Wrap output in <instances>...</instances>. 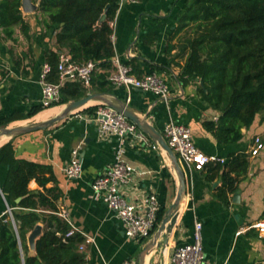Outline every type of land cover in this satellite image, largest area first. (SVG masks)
<instances>
[{
    "label": "crops",
    "instance_id": "obj_1",
    "mask_svg": "<svg viewBox=\"0 0 264 264\" xmlns=\"http://www.w3.org/2000/svg\"><path fill=\"white\" fill-rule=\"evenodd\" d=\"M186 0H138L124 1L116 10L115 26L111 40L115 55L125 63L135 65L136 75L151 71L161 74L169 85L167 99L136 88L126 89L111 85L107 92L114 99L125 102L162 133L164 124L173 120L187 125L194 144L205 154L223 157L232 154H248L247 172L240 178L235 192L228 195V203L215 195L221 181L207 179L206 169H189L182 164L186 179V193L181 200L175 224L167 242L155 247L145 264H170L171 254L178 245L191 241L194 222L202 223V249L204 258L214 264H264V233L254 225L263 220L264 210V115L258 113L248 128H242V138L235 143L221 144L203 122L216 121L220 112L213 109L201 97L196 75H182L187 52L179 48L181 31L176 33L179 16ZM37 4L36 2H32ZM22 11V9H21ZM29 24L25 35L15 26L13 38H4L0 28V112L27 114L40 105L41 90L38 83L46 52L68 53L55 42L54 32L46 30L42 16L36 8L22 11ZM90 92V91H89ZM61 105L44 108L36 114L16 119L6 126L24 125L35 120H45L58 113ZM53 109L46 118L44 110ZM90 114L78 111L52 126L26 134L0 136V146L12 140L15 156L52 167L61 195L57 208H65L74 226L84 238V254L87 264H121L125 258L137 263V255L143 240L129 239L122 223L93 195L91 183L113 161L115 139H99L96 124L88 119ZM259 135L263 148L252 155L249 152L254 136ZM152 141L144 144L128 139L125 159L136 169L124 193L132 200L146 193H154L160 211L169 207L176 195V181L169 160ZM80 146L82 172L77 178H69L64 166L71 158L73 148ZM6 168L0 166V213L5 209V195L1 190ZM49 182L47 186H52ZM31 190L41 189L31 180ZM238 192L237 200H233ZM41 224V223H40ZM28 251L30 249L28 248Z\"/></svg>",
    "mask_w": 264,
    "mask_h": 264
},
{
    "label": "trees",
    "instance_id": "obj_2",
    "mask_svg": "<svg viewBox=\"0 0 264 264\" xmlns=\"http://www.w3.org/2000/svg\"><path fill=\"white\" fill-rule=\"evenodd\" d=\"M33 1L38 3L46 30L54 32L56 44L66 48L73 60H92L102 70L110 67L115 51L108 21L114 18L119 0ZM104 13L105 19L101 20ZM15 26L27 34L29 24L22 15L21 0H0L3 37L13 38ZM188 27L193 35L181 38L179 46L187 52L182 75H196L201 97L220 112L216 121L206 120L204 126L219 143H235L242 138L241 129L250 127L264 109V0H186L175 32ZM58 57L57 51L46 52L51 81H57ZM151 71H155L154 66ZM91 89L111 91L104 71L94 72L89 89L79 81L64 82L59 100L50 107L80 98ZM96 108L94 104L81 111L91 115ZM43 109L39 105L27 114L0 112V126ZM248 165V154L240 152L230 155L223 164L210 162L203 166L207 179L221 181L215 192L217 198L228 203V195L237 190ZM0 166L6 168L1 190L15 221L13 226L10 221L0 220V264H87L84 254L78 251L84 238L78 232L67 235L70 226L56 213L61 191L52 167L17 158L11 139L0 146ZM31 180L41 189H29ZM49 182L53 185L47 186ZM18 197L20 200L15 202ZM162 217L163 211L159 210L154 230ZM37 223L43 225V233L36 240L35 255H29L26 235Z\"/></svg>",
    "mask_w": 264,
    "mask_h": 264
},
{
    "label": "built area",
    "instance_id": "obj_3",
    "mask_svg": "<svg viewBox=\"0 0 264 264\" xmlns=\"http://www.w3.org/2000/svg\"><path fill=\"white\" fill-rule=\"evenodd\" d=\"M124 1L137 2L138 0H119V6ZM108 25L111 29L114 28L115 16L108 21ZM96 71H104L106 79L114 86L148 91L163 99H167L170 94L169 85L161 74L156 71H149L138 76L131 64L122 62L116 55L111 60L110 67L102 70L98 63L92 60L76 61L72 59L69 53H59L56 64L57 81L48 79V74L51 72L49 63L45 62L41 67L38 78L41 90L40 105L43 108H48L56 103L59 100L60 87L66 81H79L85 88L89 89L93 74ZM95 105L97 108L93 114L88 116V119L96 124L98 138L103 140L113 137L115 147L112 163L91 183L93 195L96 199L102 200L122 223L127 238L136 241L145 240L154 230L160 204L154 193H146L137 200L126 197L124 188L131 182L136 169L125 159L124 155L125 144L128 139L144 144L150 143L151 139L122 113L103 103H96ZM162 135L177 155L181 165L183 164L189 169L199 168L210 162L221 164L226 162L223 157L203 153L194 144L191 130L185 124L169 120L164 124ZM152 147L159 146L152 143ZM262 148L263 142L260 136H254L249 146V152L255 155ZM79 149L80 146L72 149L71 158L64 166V173L69 178H77L81 175L82 165ZM11 209L6 204L5 209L0 213V220L10 221L15 226ZM56 213L69 224L70 229L67 235L80 232L72 223L65 208H59ZM254 227L259 233H264V219L257 222ZM201 229L202 223L195 221L191 241L175 247L171 254L170 264H214L204 258ZM91 240V237L85 235L83 241L78 245V249L82 251L85 243ZM121 264H135V262L125 258Z\"/></svg>",
    "mask_w": 264,
    "mask_h": 264
},
{
    "label": "water",
    "instance_id": "obj_4",
    "mask_svg": "<svg viewBox=\"0 0 264 264\" xmlns=\"http://www.w3.org/2000/svg\"><path fill=\"white\" fill-rule=\"evenodd\" d=\"M33 0H21L22 11H31L38 9V3L35 5ZM35 3V2H34ZM107 7L105 8L106 11ZM105 19V13L102 15L101 20ZM90 102L103 103L106 104L116 111L122 113L127 119L133 122L143 133H145L153 143L157 144L165 153L169 160V166L171 172L174 175L176 181V195L173 202L165 210V213L158 223L156 229L151 233V235L145 240L144 245L140 249L137 255L136 264H145L147 257L154 250L155 247L161 245L162 241L167 242L168 234L171 232L181 204V200L186 193V179L184 169L178 160L177 155L167 144L162 133L158 131L149 121L146 119V115L142 116L137 114L132 110L125 102L120 99H114L110 93L107 92H88L86 95L70 100L62 104V109L58 111L54 116L38 121L32 122L24 125H16L12 127L0 126V136L14 137L22 134H26L36 130L46 129L58 121H61L70 115L77 113L83 108L89 106ZM239 193L236 192L233 195V200H237ZM20 198H16L15 202H18ZM43 233V225L37 223L33 229H31L27 235V246L30 249L28 251L29 255H35V243L36 240Z\"/></svg>",
    "mask_w": 264,
    "mask_h": 264
},
{
    "label": "rangeland",
    "instance_id": "obj_5",
    "mask_svg": "<svg viewBox=\"0 0 264 264\" xmlns=\"http://www.w3.org/2000/svg\"><path fill=\"white\" fill-rule=\"evenodd\" d=\"M191 27V26H190ZM190 27H188V28H186V29H184V30H182L181 31V37L183 38L184 36L185 37H188L189 35H193L192 33V30H191V28ZM89 92V91H88ZM90 92H94V91H92V89H91V91ZM94 103L95 102H90V104H88V105H94ZM62 109V106H60V110ZM261 113V115H264V109L260 112ZM54 116V115H53ZM52 117V116H51ZM44 118H46V117H44ZM38 121H41V120H35V121H32V122H38ZM32 122H29V123H32ZM28 124V123H27ZM146 240V239H145ZM145 240H143V242L145 241Z\"/></svg>",
    "mask_w": 264,
    "mask_h": 264
},
{
    "label": "bare ground",
    "instance_id": "obj_6",
    "mask_svg": "<svg viewBox=\"0 0 264 264\" xmlns=\"http://www.w3.org/2000/svg\"><path fill=\"white\" fill-rule=\"evenodd\" d=\"M53 111H54L53 109L44 110L41 112L40 117H43V118L48 117L49 115H51L53 113Z\"/></svg>",
    "mask_w": 264,
    "mask_h": 264
}]
</instances>
